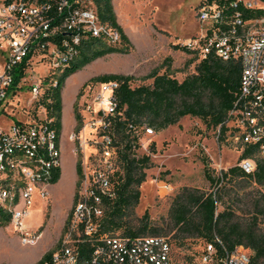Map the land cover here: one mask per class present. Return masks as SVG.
<instances>
[{
	"label": "built area",
	"instance_id": "2783aa9c",
	"mask_svg": "<svg viewBox=\"0 0 264 264\" xmlns=\"http://www.w3.org/2000/svg\"><path fill=\"white\" fill-rule=\"evenodd\" d=\"M196 17L199 31L184 45L200 57L213 53L225 61L222 4L201 0ZM91 37L120 44L118 30L99 20L92 0H0V121L9 117L5 109L22 83L29 82L30 108L43 91L44 75L73 61ZM35 66L45 67L43 77L34 76ZM117 87L113 79L86 85L76 99L79 121L68 134L78 168L72 204L56 247L42 264H173L171 243L164 235L127 236L100 228L104 209L117 196L121 174L113 139L120 113ZM35 107L31 120L0 125V215L9 216L23 244L41 236L27 230L25 220L38 202L47 203L48 186L61 166L60 135L44 106ZM223 123L230 137L229 111ZM145 132L154 131L147 127ZM158 188L173 190L165 182ZM83 243L90 247L87 257L80 252ZM214 254L213 244L205 243L199 263L212 264ZM220 264H238L237 247Z\"/></svg>",
	"mask_w": 264,
	"mask_h": 264
},
{
	"label": "trees",
	"instance_id": "16d2710c",
	"mask_svg": "<svg viewBox=\"0 0 264 264\" xmlns=\"http://www.w3.org/2000/svg\"><path fill=\"white\" fill-rule=\"evenodd\" d=\"M231 11H238L242 16L259 15L260 10H246L242 3L233 8L235 0H215ZM97 15L102 23L116 28L120 35V44L107 43L100 37L89 38L79 54L68 65L43 78V91L36 104H42L45 115L51 118V124L58 135L62 130V89L66 79L83 66L98 57L112 52H127L128 37L116 20L112 0H92ZM186 53L195 52L186 45H173ZM195 57H192L190 62ZM165 63H170L166 56ZM160 68H153L147 77L150 84L131 86V76L104 74L89 80L118 82L115 90L117 107L120 113L113 123V139L117 145L121 170L117 196L108 202L100 224L102 231H120L122 235H161V228L149 224L145 211L137 225L132 223L134 208L139 202V186L145 180V170L152 165L150 156H137L140 135L145 128L159 132L176 124L181 117H197L205 128H217V138L222 139L226 132L223 123L227 112L231 110L241 88V63L238 59L221 60L213 53L200 57L194 63L193 72L182 80L176 79L167 68L161 73ZM18 76L15 77V81ZM77 128L79 115L73 105ZM154 151V142L150 144ZM251 158L254 168L246 172L239 162ZM203 175L212 187L211 191H202L192 187H181L174 195L170 206L172 225L164 233L175 230L172 237L178 244L186 237L203 239L211 242L215 249L212 264H220L226 253L237 246L249 250L247 264H264V155L254 145H244L238 156V164L222 169L214 175L207 159L200 157ZM76 168V174L78 168ZM57 171L52 183L58 181ZM219 206L221 209H218ZM9 216L0 215V225L8 223ZM65 220L64 225L66 224ZM64 227V226H63ZM170 241V239H169ZM171 243V242H170ZM204 243V244H205ZM53 250L46 251L34 264H42ZM80 252L87 257L90 247L81 244Z\"/></svg>",
	"mask_w": 264,
	"mask_h": 264
},
{
	"label": "rangeland",
	"instance_id": "374dc122",
	"mask_svg": "<svg viewBox=\"0 0 264 264\" xmlns=\"http://www.w3.org/2000/svg\"><path fill=\"white\" fill-rule=\"evenodd\" d=\"M200 1L112 0L116 20L119 12L125 18L126 28L121 27L129 40L128 51L98 57L66 79L61 93L65 107L60 137V176L56 183L48 186L50 198L47 203L42 206V202H38L25 220L26 229L41 233L42 237L33 244H23L19 233L9 222L0 225V264H34L46 251L54 250L57 245L72 204L69 164L73 152L68 134L75 124L72 127L67 102L77 83L84 79L73 101L75 110L76 99L85 86L101 82L89 80L94 76L110 73L130 75L131 86L146 85L152 82V78L147 75L153 68L159 67L161 73L168 65L170 74L182 80L193 72L194 63L200 59V55L196 52L186 53L173 45H183L189 37L198 33L196 9ZM166 56L170 57V63L163 62ZM192 57L195 58L190 62ZM33 74L35 77H43L45 67L35 66ZM28 83H22L16 97L10 99L5 109L9 117H3L0 125L5 126L14 120H31L35 116L34 106L37 102L28 107L31 98ZM138 142L135 154H148L152 165L145 170V180L139 186L140 197L134 208L132 223L137 225L139 218L147 211L149 224L161 228V235L170 239L173 264H200L199 254L205 243L203 239L186 237L182 244H178L172 237L175 230L164 233L172 225L169 212L173 197L184 186L211 191L212 187L203 175L200 157L207 159L216 175L220 170L238 164L242 146L235 143L226 132L222 139H218L217 128L207 129L199 118L191 116L181 117L176 124L159 132H143ZM152 142L154 151H151ZM161 182L171 184L173 190L164 193L158 188Z\"/></svg>",
	"mask_w": 264,
	"mask_h": 264
},
{
	"label": "bare ground",
	"instance_id": "6f19581e",
	"mask_svg": "<svg viewBox=\"0 0 264 264\" xmlns=\"http://www.w3.org/2000/svg\"><path fill=\"white\" fill-rule=\"evenodd\" d=\"M239 2L243 9L261 12L245 17L222 4L225 60L241 63V88L229 112L230 138L242 148L254 145L264 155V0H235L231 6ZM240 165L250 172L255 164L245 158ZM237 250L238 264H247L249 250L241 245Z\"/></svg>",
	"mask_w": 264,
	"mask_h": 264
},
{
	"label": "crops",
	"instance_id": "0c3cea01",
	"mask_svg": "<svg viewBox=\"0 0 264 264\" xmlns=\"http://www.w3.org/2000/svg\"><path fill=\"white\" fill-rule=\"evenodd\" d=\"M117 20H118L119 24L121 26H123V28H126L125 18H124V15L122 13H120V12L117 13ZM83 82H84V79L81 80L79 83H77V85L75 86V90L73 92V95L70 97L69 101L67 102V107H68L69 113H70V115L72 117V127L75 124V118H74V112H73V101H74V98H75V95L77 93V90H78L79 86ZM64 107H65V104H64V101L62 100V118H63V114H64ZM62 130H63V124H62ZM62 130H61L60 137L62 135ZM69 165H70V169H71V179H69V183H70L69 188H71L70 198L72 200L73 193H74V187H75V178H76V168H75V163H74V154H73V159L71 160Z\"/></svg>",
	"mask_w": 264,
	"mask_h": 264
}]
</instances>
